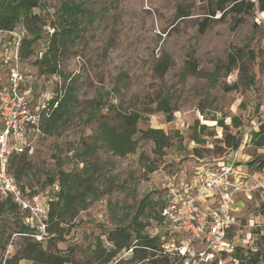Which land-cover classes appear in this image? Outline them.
I'll list each match as a JSON object with an SVG mask.
<instances>
[{"label": "rangeland", "instance_id": "obj_1", "mask_svg": "<svg viewBox=\"0 0 264 264\" xmlns=\"http://www.w3.org/2000/svg\"><path fill=\"white\" fill-rule=\"evenodd\" d=\"M45 1L46 10L36 13L52 16L63 2L77 1L83 4L89 19L74 54L62 68L77 86L79 102L72 119L57 136H42L23 154L28 169L18 181L31 204L49 207L51 201H56L60 187L50 185L48 177L55 176L60 168L70 173L85 166L75 155L83 147L81 139L93 143L98 123L91 116L100 93L106 104L98 113L108 114L110 104H122L130 111L149 109V113L142 114L139 129H161L170 137L164 156L156 155L154 143L142 139L140 133L135 137L138 148L134 154L119 157L108 149H99L87 166L98 197L89 195L88 208L64 226L68 230L72 225L73 230L65 242L57 244L56 252L69 253L75 261L83 262L93 244L102 241L110 248L108 234L117 224L128 225L143 197L148 196L157 207L153 211L148 208L147 213L155 211L157 215L144 219L148 223L145 232L159 235L170 263L181 264L176 256L180 248H187L188 238L165 236L168 225L163 216L158 221V212L166 203L169 184L190 182L195 168L209 160L240 165L248 186L233 198V224L228 238L234 247L261 253L264 258V171L248 164L264 155V146L251 143L252 132L264 123V12L256 9L246 15L223 18L218 13L213 17L210 11L214 0ZM206 20L208 26L201 32ZM22 31V25H18L12 34L0 32V84L8 81L14 66L15 35ZM44 48L45 41L41 40L35 57L20 61L21 88L28 91L35 106L56 98L65 82L59 76L38 74L34 63ZM239 49L245 57L240 67L228 74V56ZM189 60L196 63L198 71L184 78L182 73ZM163 61L170 66L161 76L156 67ZM231 86L236 89L227 92L225 88ZM165 95L174 116L171 122L162 111ZM233 117L241 118L243 133L233 127ZM221 120L225 127L220 126ZM226 133L240 137L237 150L223 143ZM16 169L15 165L9 171L16 176ZM151 169L153 172H149ZM36 196L38 203L32 201ZM26 216L28 213L20 210L0 216V235L7 240L5 249L0 248V264H6L20 251V222L26 221ZM131 256V250L123 251L114 262ZM219 258L216 264H238L232 256ZM19 264L34 262L22 260Z\"/></svg>", "mask_w": 264, "mask_h": 264}, {"label": "trees", "instance_id": "obj_2", "mask_svg": "<svg viewBox=\"0 0 264 264\" xmlns=\"http://www.w3.org/2000/svg\"><path fill=\"white\" fill-rule=\"evenodd\" d=\"M46 8L45 0H0V32L12 34L18 25H22L23 31L20 34L18 48L20 61H27L35 57L36 45L41 40L45 41V48L34 63L38 74L47 77L59 76L65 80L58 96L47 104H43L41 110L44 136H57L64 125L72 119L75 106L79 102L76 81L74 79L68 80L62 68L66 60L74 54L76 43L80 40L87 24L86 20L89 18L83 4L77 1L63 2L52 16L35 12V10L42 12ZM256 9L264 12V0H214L210 15L214 17L220 13L225 18L230 14L246 15L255 12ZM207 21L201 24V32H204L208 26ZM244 57L242 49L228 56L226 65L228 74L240 67V62ZM252 58L255 57L252 55ZM169 66V62L163 61L157 65L156 71L164 76L168 72ZM197 71L196 63L189 60L184 67L182 76L185 78ZM249 82L252 83V80ZM6 85L7 82L5 85L0 84V89L5 88ZM235 89L236 86L225 88L227 92ZM98 96V99L94 101L91 116L97 119L98 123L93 143L81 139L83 147L75 155L85 166L82 170L75 169L70 173L60 168L55 176L48 177L49 184L55 187L58 184L60 191L57 193L56 201H51L48 207L45 221L47 235L44 238V240L47 239L46 246L43 244L44 240L39 241L33 237L40 231L27 224L28 216H26V221L20 222L21 249L13 259L7 260L6 264H19L22 260H29L34 264H171L169 255L162 247L161 237L159 235L152 236L145 232L148 223L144 219L157 215V212L154 213L155 211L152 214L150 212L156 209L157 203H154L148 196L143 197L128 225L117 224L115 230L108 234L107 242L111 245L110 248L105 247L102 241L93 244L88 248V253L85 254L86 259L83 262L75 261L69 253L59 254L56 252L58 250L57 244L65 242L66 236L70 235L73 230L72 225L69 226L68 230L64 226L71 224L78 217L80 211L86 210L89 206L87 197L91 194L96 196L98 192V189L92 184V175L87 166L101 147L119 157L134 154L138 148V141L135 137L139 133L142 139L154 143V152L158 156H164L165 150L170 147V137L163 130L149 128L141 131L139 129L138 124L142 120V114L149 113V109L140 112L130 111L124 108L122 104H110L108 114L98 113L106 104L104 99L102 100L103 94L100 93ZM200 110L202 112V109ZM162 111L169 122L173 121L174 116L167 95L163 96L162 99ZM219 124L221 127H225L222 120ZM232 124L238 129L239 134L244 132L240 117H233ZM202 128L204 129L206 126L203 125ZM240 140L239 136L226 133L223 143L227 148L237 150L240 146ZM251 143L257 147L264 146V123L260 125L258 131L252 132ZM11 162L9 169L17 166L16 171H14L17 177L14 176L19 184L18 180L28 169L26 158L23 154L16 155L11 159ZM248 164L257 166L259 170L264 171V155L256 157ZM149 172H153V169ZM3 200H0V216L13 215L18 210L22 211L11 198H4ZM164 206L165 204L158 212V221L162 217L161 213ZM148 208L151 210L147 213ZM229 241L232 243L230 239ZM6 244L7 240H4L0 235V248L5 249ZM129 250L132 253L130 259L114 262L121 252H128ZM233 252V254L223 253L222 256H232L238 264H264L261 253H253L250 250L236 247V245ZM156 256L158 258H155ZM176 259L182 264V260L178 256Z\"/></svg>", "mask_w": 264, "mask_h": 264}, {"label": "built area", "instance_id": "obj_3", "mask_svg": "<svg viewBox=\"0 0 264 264\" xmlns=\"http://www.w3.org/2000/svg\"><path fill=\"white\" fill-rule=\"evenodd\" d=\"M15 36L14 66L6 87L0 89V194L28 213L27 224L40 231L33 237L42 241L47 235L48 207L33 206L9 171L11 159L26 153L34 141L44 136L42 106L32 105L28 91L21 88V37ZM244 179L234 162L216 164L206 160L195 168L190 182L169 184L161 215L168 225L165 236L188 238L187 248L178 250L182 264H216L223 253L233 252L228 238L233 224V198L247 190L248 181ZM32 201L38 203L39 197Z\"/></svg>", "mask_w": 264, "mask_h": 264}, {"label": "crops", "instance_id": "obj_4", "mask_svg": "<svg viewBox=\"0 0 264 264\" xmlns=\"http://www.w3.org/2000/svg\"><path fill=\"white\" fill-rule=\"evenodd\" d=\"M242 169V168H241Z\"/></svg>", "mask_w": 264, "mask_h": 264}]
</instances>
